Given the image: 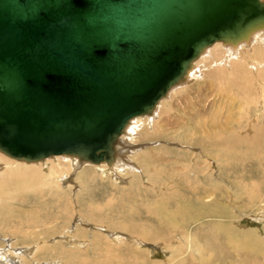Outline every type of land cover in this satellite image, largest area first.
<instances>
[{
	"label": "rangeland",
	"instance_id": "obj_1",
	"mask_svg": "<svg viewBox=\"0 0 264 264\" xmlns=\"http://www.w3.org/2000/svg\"><path fill=\"white\" fill-rule=\"evenodd\" d=\"M252 43L230 58L215 48L199 75L161 104L155 129L138 128L134 140L123 134L119 139L130 145L125 169H80L56 157L35 164L42 171L36 182L0 188L1 264H199L211 256L264 264V146L248 144L264 130V86L231 85L234 64L261 71L264 37ZM212 71L220 75L208 76ZM154 131L158 136L144 141ZM233 134L246 142L224 146ZM62 161L72 166L68 174L52 175ZM182 208L185 217L174 215ZM186 217L188 225L178 228ZM217 242L228 251L218 253Z\"/></svg>",
	"mask_w": 264,
	"mask_h": 264
},
{
	"label": "water",
	"instance_id": "obj_2",
	"mask_svg": "<svg viewBox=\"0 0 264 264\" xmlns=\"http://www.w3.org/2000/svg\"><path fill=\"white\" fill-rule=\"evenodd\" d=\"M57 1L31 0L28 5L26 0H0V90L2 85L1 93L7 95L5 85L12 83L14 91L0 100V108L10 116L7 122L0 116L4 121L0 124L6 128L22 122L24 140L31 138L36 143L57 135L71 138L66 146L35 153L22 152L13 145L19 143L17 136H12L11 143L0 140V151L16 160L40 162L66 154L82 162L111 164L115 145L129 121L151 115L159 100L185 80L206 47L215 42L237 43L247 38L250 30L264 27V0H137V8L144 7L147 16L142 23H133L129 10L120 16L108 13L123 3L105 0L101 10L77 2L76 9L56 24L49 41L42 35L28 42L33 24L65 2ZM254 13L260 14L239 26L241 17ZM58 48L61 59L55 54ZM177 56L179 60H171ZM61 74L60 89L70 82H82L69 104L61 98L55 100L38 84ZM137 74L145 79L142 83L135 79ZM119 90L130 96L147 91L151 96L130 104L109 130L106 122L113 117L114 95ZM26 110L29 113L20 114ZM54 114L61 116L52 117Z\"/></svg>",
	"mask_w": 264,
	"mask_h": 264
},
{
	"label": "bare ground",
	"instance_id": "obj_3",
	"mask_svg": "<svg viewBox=\"0 0 264 264\" xmlns=\"http://www.w3.org/2000/svg\"><path fill=\"white\" fill-rule=\"evenodd\" d=\"M28 5L29 3L31 2V0H26ZM263 1V0H261ZM77 2H84L85 6H88V5H91L93 4V7L98 9V10H101L103 9V6H104V2L105 0H65V2H63V4L61 6L57 5L55 8H53V10L50 12V13H44V16L41 20L37 21V22H40L38 24H33V27L34 29H30L29 30V33H27V41L30 42V40L32 41L33 39L37 38V37H42V35H44L45 37H47V40L49 41L50 38H51V34L52 32L56 29V24L66 15L68 16L72 11H74L76 9V4ZM136 2L137 0H122V3L123 4H119L113 8L110 9V11H107L108 13L112 14V15H119L120 16V13H124L125 11L129 10L131 11V13H129L128 11V16L133 20V23H135V21L137 22H140L142 23L143 19L146 18L147 19V16L144 17L145 15V8L144 7H139V9L137 8L138 6H136ZM57 3H61V0H58ZM79 3V4H80ZM78 4V5H79ZM92 7V6H91ZM92 7V8H93ZM93 8V9H94ZM107 9V8H106ZM132 9V10H131ZM63 10L65 12H63ZM125 14V13H124ZM124 14H122L124 16ZM258 14L260 13H254V14H248L246 16H243L241 17L240 21L241 23L239 24L240 27H242V24H246V23H249V21H252L255 17L258 16ZM134 17H136L134 19ZM139 17H143V18H139ZM167 20L171 21V18L170 17H167L166 18ZM141 20V21H140ZM131 20H129V23H130ZM125 22V21H124ZM122 22V26L125 25V23ZM131 24V23H130ZM147 24V22H146ZM150 24V22H149ZM148 24V25H149ZM172 24V22H170V25ZM135 25V24H134ZM136 26V25H135ZM174 26V25H173ZM175 28V27H174ZM171 27L169 28V31L171 32ZM236 30V29H235ZM157 31V29H156ZM264 27H260V28H256V29H253V30H250L248 32V37L237 42V43H223V42H215L213 43L212 45L208 46L205 48V50L200 54V56L193 62L191 68L188 70L187 74L185 75V80L183 82H180L179 84H177L176 86L172 87L167 95L162 98L161 100H159V102L157 103L156 107H155V110L153 111V113L151 115H148V116H138V117H134L132 118L130 121H129V124L125 127L124 129V132L123 134L126 135L128 138H130L131 140H134V139H137L136 137V132L138 131V128H150V127H153V129H155L156 125H157V121L155 120L156 118H158V112L160 111V107L161 104H163V102L165 100H167L171 95V99L174 98V95L172 94L175 90H177L178 88H180L181 86H183L184 83L188 82L189 81V78L191 79L192 76H196L198 73H200L203 69V67H206L207 63L205 66H203L202 63L206 62L207 60V54L211 53L210 55L212 56V58H214V53L215 51V48H219L220 49L223 47L225 49V54L228 55V58H230V56L232 55L233 57L236 55L237 56V47H239V45L241 44H246L247 46L252 43V41L254 40V38H258L260 36H263L264 37ZM260 43V42H258ZM253 44V43H252ZM257 44V42H256ZM245 45V46H246ZM259 45V44H258ZM225 46V47H224ZM250 46V45H249ZM253 46V45H252ZM250 46V47H252ZM264 46V45H263ZM57 47V45H56ZM244 47V46H243ZM259 47V46H258ZM55 48V47H54ZM261 48V46L259 47ZM56 49V48H55ZM223 49V50H224ZM244 48H242L243 50ZM257 49V48H256ZM260 50V49H259ZM222 51V50H221ZM46 52V51H45ZM57 53H55L58 57L57 59H61L62 58V55L61 53L59 52V48L55 51ZM223 52V53H224ZM236 52V53H235ZM258 52V51H256ZM213 53V54H212ZM245 53V52H243ZM222 54V52H221ZM240 54V52H239ZM224 55V54H223ZM241 55V54H240ZM240 55H238L240 57ZM255 55V54H254ZM260 55V54H259ZM209 56V55H208ZM222 56V55H221ZM245 55L243 54V57ZM178 57V59H177ZM177 57H174L172 58L171 60L172 61H176V60H179V56ZM216 57H219V55H217ZM215 57V58H216ZM238 57V58H239ZM248 57V56H247ZM245 58V57H244ZM250 58V57H249ZM255 58V56H254ZM218 59V58H217ZM233 59V58H232ZM255 59H258V58H255ZM221 60V59H219ZM230 60V59H229ZM241 60V59H240ZM264 60V59H263ZM242 61V60H241ZM246 62H250L247 58V60H245ZM253 61V59H252ZM258 61V60H257ZM260 61H262L260 59ZM39 62V61H38ZM244 62V61H243ZM41 63H43L41 61ZM213 63V62H212ZM235 63V62H234ZM254 63V62H253ZM205 64V63H204ZM211 64V62H210ZM218 64V63H217ZM230 64V63H229ZM232 64V63H231ZM230 64V65H231ZM251 64V63H249ZM213 65V64H212ZM264 65V63H263ZM263 65H260L258 64L257 66L259 67V69H261V71H257L256 68H254L257 72L256 74H254L252 71H249V72H246L245 69L240 65V64H234L233 66V74L234 76H236V78L233 80V82H231V85L233 87L236 88H239L240 87V82L241 80H244L245 81V86H248L249 85H252L255 84V82L257 84H259L260 86L263 85L264 86V72L262 70H264V66ZM209 66V65H208ZM214 66V65H213ZM255 66V65H254ZM257 67V68H258ZM173 68V67H172ZM212 68V67H211ZM213 69V68H212ZM251 69V68H250ZM204 70H206L204 68ZM254 71V70H253ZM210 73V72H209ZM251 75H249V74ZM219 74V71H212L208 76H214V75H217ZM138 75V76H137ZM135 75V79L137 81H139L138 83H141L145 80H141V76H139V74ZM145 75L149 76L150 74L146 73L145 72ZM199 75V74H198ZM207 75V74H205ZM220 75V74H219ZM62 74L59 75L58 77L56 78H53L51 80V82L48 83V81L46 80H42V81H38V84L39 86H43L42 88L48 92V94L52 95V98H55V100H59V98H61L62 100H65L64 102H66L67 104L70 103V98H72L74 100V98H76L75 96L78 95V93H75L76 89L78 87V85H81L82 82L81 80L80 81H75V82H70V83H67V85H63L61 87V89L59 88V86H61V82L60 80L62 79ZM58 78L60 80H58ZM198 78V77H197ZM204 78V77H203ZM220 78V77H219ZM195 79V78H194ZM191 81V80H190ZM244 83V82H242ZM59 84V85H58ZM5 91L8 92L7 95L4 94V92L1 93V90H3L4 87H2L1 85V90H0V100H4L6 99L8 96L11 97L12 95H14V91L12 90V87H13V84L10 83L9 85H5ZM242 86V85H241ZM183 88V87H182ZM264 89V88H262ZM71 92H74L73 95L71 94ZM263 92V91H262ZM149 95L151 96V93L147 91L141 93V94H138V95H135V96H130L129 94H125L123 90H119L117 92H115V104L114 106L112 107L111 109V116H113L112 118H110V120H108L106 122L107 126L109 127L108 129L110 130L111 128H115L116 124H117V120L116 119H119V117L121 116L122 112L124 110H126L130 104L132 103H135V102H140L142 100H144L143 102H145V99L149 98ZM69 97V98H68ZM68 98V99H67ZM170 101V100H169ZM170 103V102H169ZM168 103V104H169ZM62 106V105H61ZM60 106V107H61ZM167 107V106H166ZM165 108V107H164ZM63 109V108H62ZM162 110V109H161ZM71 111V109H70ZM65 112V111H64ZM63 114H66L68 113L67 111ZM164 112V111H161V113ZM29 113V110H26L21 112L20 114H27ZM56 113V112H55ZM9 113L7 112V110L3 107V108H0V116L1 117H5L6 118V122L7 121H10V116L8 115ZM163 115V113H162ZM61 115H58V114H54V116L52 115V117H60ZM159 117H160V114H159ZM55 118V119H56ZM0 122H4V121H0ZM10 123V122H9ZM226 125V124H225ZM254 126V125H253ZM6 128H4V124H0V140L3 141V142H7V143H11V139H12V136H17L18 139L16 141H18L19 143L16 144L15 142L13 143V145H17L18 148H20L19 150L22 151V152H40V151H45V150H54L55 148H61L63 146H66V144L68 142L71 141V138L69 136H67L66 134L61 138L59 136L61 135H57V137L55 136L54 139H51V140H47V141H42L41 142H34L33 140H31V138L29 139H25L23 138L22 136V133L24 131V129H26V127L24 126V124L21 122V124L19 123H15V124H10V125H7L5 126ZM227 128V127H226ZM225 128V129H226ZM148 130V129H147ZM256 130V129H255ZM149 131V130H148ZM225 131V130H224ZM259 131V130H258ZM147 132V131H146ZM226 132V131H225ZM231 132V131H230ZM229 132V133H230ZM243 132V131H242ZM248 132V131H247ZM50 133V131H49ZM49 133H47L49 135ZM138 133V132H137ZM143 133V131H142ZM241 133V132H240ZM245 133V132H244ZM121 134L119 138H121V136L123 135ZM123 135V136H124ZM141 135V134H140ZM155 135V136H154ZM234 135V139L233 140H228L226 142H224V146L226 147H233L235 148L234 145L235 143L238 144L240 143L241 141H245L242 139V135L241 134H233ZM259 136L257 138H254L255 140L253 141L252 137L250 139L248 144H249V148L252 147V146H255L257 148L259 147H262L264 146V130H262L261 134H258ZM122 136V138H123ZM132 136V137H131ZM157 135V131H154L152 134H149L148 133H144V141H148V140H151V139H154ZM244 136V135H243ZM248 137V135H246ZM142 138V139H143ZM21 139V140H20ZM91 142H93V138L92 139H89ZM123 140V139H122ZM121 139H119V141L117 142V144L115 145V150H116V153H115V158H114V161L111 163V164H108L107 162H101L100 164H92L90 162H82L79 160L78 157L76 156H69V155H66V154H61V155H57V156H52L46 160H43V161H40V162H27L25 160H16V159H13L9 156H7L6 154L2 153L0 151V170L2 171L0 173V188H3L5 186H12L14 185V183H16L17 185L19 183H30V182H33L35 180H37L38 178L41 177V173L42 171L40 172L39 170V167L35 166V164H42L44 162H48L50 161L51 159H54L56 157H63V159H71L73 160L71 163L72 165H75V167H81V166H95L96 168L98 167L100 169V167H103L105 165H107L108 167L112 168L113 171L115 172L116 170H119L121 168H124L125 169V165H123V162H127L129 159H126L125 158V154L127 152V149L130 145H125L126 142L123 143ZM139 140V139H138ZM141 140V139H140ZM224 140V139H222ZM11 141V142H10ZM22 141V142H21ZM74 141V140H73ZM88 141V140H87ZM88 141V142H90ZM121 141V142H120ZM225 141V140H224ZM239 141V142H237ZM142 142V141H141ZM246 142V141H245ZM155 143V142H154ZM124 144V146L122 145ZM243 144V143H242ZM122 146V147H121ZM222 146V145H221ZM121 147V148H120ZM125 150V151H124ZM226 151V150H225ZM150 154V153H149ZM147 154H140V157L139 158H142L143 159V156L145 155V159L148 157V158H151L150 155ZM131 157V156H130ZM154 158V157H153ZM14 160V161H18V162H21L22 164H27V165H16L15 168L13 167L15 162L14 161H11V160ZM61 158H59L60 160ZM61 159V160H63ZM64 159V160H65ZM56 161V160H55ZM137 161V160H136ZM142 162V161H140ZM144 162V161H143ZM51 163V162H50ZM28 164H32V165H28ZM53 164V163H52ZM60 164L62 165V168L59 170V168H57L59 170V172H57L56 170V166L54 168H51V174L55 175L57 173L60 174V178H61V174L63 172L64 173H67L70 171V167L71 164L69 163H66L64 161L60 162ZM105 164V165H104ZM146 164V163H145ZM129 165V164H128ZM126 165V166H128ZM51 166V165H50ZM58 167V166H57ZM106 167V166H105ZM130 167V165L128 166ZM76 169V168H75ZM81 169V168H80ZM61 171V172H60ZM73 171V170H72ZM77 171V170H76ZM97 171V170H96ZM46 172V171H45ZM72 173V172H71ZM58 174V175H59ZM68 174V173H67ZM50 175V174H49ZM45 176V175H44ZM65 175H62V178L64 177ZM51 177V176H50ZM54 177V176H53ZM55 178V177H54ZM59 178V179H60ZM36 182V181H35ZM51 184V183H50ZM48 185V184H47ZM187 207V206H186ZM187 209V208H186ZM186 209L185 208H182L179 210V214H174V215H179L181 217H185L186 215ZM173 213V212H172ZM189 214V213H188ZM190 215V214H189ZM187 218V217H186ZM162 222V221H161ZM188 218L186 219V222H185V225H184V219L181 223H177L179 224V226H177L178 228L182 229V228H185L187 225H188ZM223 223V222H222ZM232 223V222H231ZM37 224V223H36ZM174 224H176L174 222ZM220 224V223H219ZM221 225V224H220ZM216 226H217V223H216ZM165 227V226H164ZM220 227V226H219ZM218 227V228H219ZM217 231V229H215ZM221 230V229H220ZM215 233V232H214ZM213 235V234H212ZM217 235V234H216ZM218 235L220 236L219 232H218ZM217 237L215 236V238H220V237ZM234 239V237H232ZM203 239V238H201ZM185 242V241H184ZM233 242L234 241H230V242H227L226 245H228L230 248L233 246ZM184 245V244H183ZM217 247H214L217 249V251H219L218 253H220L223 249L224 253L227 252L228 250L225 249V243H219L217 242ZM40 246V245H39ZM187 246V245H186ZM191 246V245H190ZM215 246V245H214ZM181 248V246H180ZM198 249V247H197ZM41 250V247H38V251ZM181 250H184L183 248H181ZM199 250V249H198ZM234 250V249H233ZM33 251V250H32ZM4 252V251H3ZM31 251L30 250H27V253H30ZM40 252V251H39ZM230 252V251H229ZM213 254H215V251L213 252ZM10 254H7V256L5 257V260L7 261H11L14 262L15 260L13 258H11L10 256H8ZM29 255V254H28ZM33 255V254H32ZM202 255V254H201ZM258 255V254H257ZM256 256L257 259H259L261 255L259 256ZM263 255V254H262ZM230 256L232 258L233 255V252H232V255L230 253ZM253 256V255H252ZM254 256V257H255ZM3 257V255H2ZM214 258L212 259V256L210 259H201L198 263L199 264H227L226 262V259L222 258L221 256H219L218 258H216L215 256H213ZM7 258V259H6ZM194 258V257H193ZM71 259V258H70ZM237 259V258H236ZM256 259V260H257ZM2 260V259H1ZM228 260V259H227ZM233 260V263L232 264H235V258H232ZM260 260V259H259ZM263 261V260H262ZM17 262V261H16ZM25 262V260H24ZM231 262V261H230ZM4 263V262H3ZM189 264H194L195 261H192L189 260L188 261ZM229 263V262H228ZM1 264V262H0ZM238 264V263H236Z\"/></svg>",
	"mask_w": 264,
	"mask_h": 264
}]
</instances>
